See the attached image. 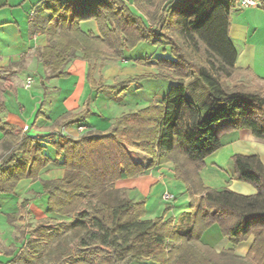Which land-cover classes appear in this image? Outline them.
Masks as SVG:
<instances>
[{"label": "trees", "instance_id": "1", "mask_svg": "<svg viewBox=\"0 0 264 264\" xmlns=\"http://www.w3.org/2000/svg\"><path fill=\"white\" fill-rule=\"evenodd\" d=\"M165 1L133 0L137 14L124 0H41L51 32L48 44L37 54L50 69L48 77L66 76V64L79 51L85 59H117L138 42L152 41L169 46L173 57L156 58L152 65L159 73L103 84L91 78L96 67H90L92 86L121 92L145 78L175 83L147 106L116 117L107 133L36 138L0 121L4 151L0 193H11L21 179L38 178L51 161L43 138L51 139L56 155L62 156L63 175L42 180V192L47 195L48 213L73 219L62 221L54 229L58 233L51 232L44 219L28 230L20 228L21 234L28 235L26 244L37 257L35 264H59L69 256L67 244L56 236H61L62 228L76 241L77 250L100 252L99 264H264V163L260 156H231L233 178L252 185L256 190L252 195L226 187L208 188L199 175L204 159L222 146V135L247 129L264 140V79L256 77L250 84L239 79L249 70L236 67L237 51L229 39L234 0H170L160 8ZM258 1L264 11V0ZM142 17L149 22L152 18L154 24L146 25ZM84 21H93L97 33L82 30ZM137 62L146 64V59ZM191 76L207 88L209 99L200 105L185 95L183 81ZM87 113L86 105L78 112L64 113L55 124L77 123ZM138 153L148 157V162ZM166 163L172 164L190 200V224L183 230L172 219L144 218L145 200L134 201L114 188L123 176H139ZM213 224L231 243L252 237L246 254L239 255L232 248L218 251L203 243L204 231ZM41 244L44 251L38 249Z\"/></svg>", "mask_w": 264, "mask_h": 264}, {"label": "crops", "instance_id": "2", "mask_svg": "<svg viewBox=\"0 0 264 264\" xmlns=\"http://www.w3.org/2000/svg\"><path fill=\"white\" fill-rule=\"evenodd\" d=\"M41 5V0H0V68L4 69L0 71V103L4 106V110L0 112L1 122L11 125L15 132L36 138L48 134L54 139L61 135L76 138L86 132L107 133L116 117L144 107L141 106L139 94L130 91L137 85L142 87L139 82L131 84L133 87L130 85L125 91L110 93L108 92L110 90L92 86L88 77L90 67H96L91 78L96 83L103 84H111L127 77L157 73L156 69L144 71V66L133 62L134 57H126L125 54L117 59H85L79 51L77 56L66 64V76L48 77L50 69L42 65L37 54L38 50L48 44V34L51 32L46 24L48 14L42 10ZM235 7H240L237 2L233 9ZM131 9L139 14L135 6ZM233 9L229 15L228 34L237 51L235 65L249 70L244 76L249 78L250 83L257 81L256 77L261 81L264 79V61H256L255 55L257 46L264 44V11L260 4L235 13ZM146 25L151 26L147 19ZM80 27L84 31L97 33L93 21L81 22ZM137 65L139 67L135 68ZM131 68L133 72L129 71ZM28 79L30 84L26 86ZM239 79L244 81L242 78ZM159 98L160 96L156 99ZM86 105L88 113L81 121L63 126L55 124L64 113L78 112ZM80 125L84 127L82 131L78 129ZM233 133L235 135L229 138V144L243 145L244 138L255 140L247 129ZM227 135L229 134L226 133L222 137ZM2 137L0 131V158L4 152L1 146ZM43 144L44 151L51 161L40 171L38 178L21 179L11 193H0V264H35L37 257L26 248L28 235L20 234V228L29 229L26 226L29 218L31 225L32 223L36 225L40 220L54 216L46 211L47 195L42 192L41 181L61 177L64 166L62 156L56 155L51 146V139L43 138ZM51 148L53 151L49 153ZM233 154L235 153L231 155ZM257 154L264 163V152ZM215 159L216 157L211 163H215ZM175 178L172 164L166 163L149 168L139 176H123L114 182V188L134 201L140 198L130 197L131 192L136 189L146 192L147 213L149 195L154 193L158 185L161 186V193L169 191V183ZM238 182L235 183V187L230 186L234 192L243 195H252L256 192L250 184L240 180ZM187 199L188 195L184 190V202ZM25 200L23 211L25 213H22L20 210ZM9 213H14L15 216L8 217ZM150 218V215H146V219ZM189 224L185 223L182 227L186 229Z\"/></svg>", "mask_w": 264, "mask_h": 264}, {"label": "rangeland", "instance_id": "3", "mask_svg": "<svg viewBox=\"0 0 264 264\" xmlns=\"http://www.w3.org/2000/svg\"><path fill=\"white\" fill-rule=\"evenodd\" d=\"M125 1L127 2L130 8L134 6L131 4L133 3V0L132 2L127 1V0ZM169 1L170 0H166L165 3L160 6V8L161 7L163 8V6ZM156 3L159 4L158 1H156ZM251 7H254V6H251ZM246 8L235 7L233 9V12L235 13L237 11H245ZM142 18L146 22V18L145 17H142ZM150 20H151L150 24L151 25L154 24L153 19L151 18ZM94 25H95L94 29L97 30L95 23ZM124 54L126 57H134L135 59H133V62L137 64H140L137 62V59L139 58L146 59V64L145 63L141 64V66H144L143 70L146 71L149 69L151 70L156 69L157 73H159V70L154 65H152V63L154 64V62L156 61V58L173 59L170 53L169 46H167L164 43L162 44L153 43L152 41H140L133 48L127 49L124 52ZM255 58H256V61H259V62L264 61V44L257 46ZM138 67H139L138 65L135 66V68H138ZM129 71L133 72V69L131 68L129 69ZM122 77L123 76L121 75V78ZM240 78L244 79L246 83H250L249 78L245 77L244 74L240 75ZM139 83L142 84V87L134 88V89L132 88L130 91H132L131 93L139 94V99L142 101L141 106H145V105L147 106L150 102L155 101L156 98H158L159 96L160 97L163 96L167 92L169 87L175 83V81H171L170 79H165V78H145L141 80ZM183 84L185 86L186 97L193 98V100L199 105L208 101L209 97H208L207 88L197 76H191L188 79H185L183 81ZM108 92L115 93V91H108ZM232 133L231 134L228 133L229 135L221 138L222 146L217 151H215V154H212L211 156L209 155L208 157L204 159V166L199 170L200 178L202 179L204 185L208 188L221 189V188L226 187V188L231 189L230 186L235 187V183H237L238 180L233 178V176L231 175V172H232V161H231L232 155L231 154L232 153H240V154L260 153L261 154L262 152H264V142H263L264 140L258 139L254 136H251V137H253V139L255 140H247L245 138L242 139L243 145L229 144L228 143L229 138L232 135H235L234 133L233 134ZM51 151H53V148L49 150V153ZM138 155L142 159V161L146 163V156L141 153H138ZM214 157H216L215 159L216 161L215 163H211ZM224 166H225V169H223ZM229 170H230V173H229ZM233 180H236L237 182H233ZM169 186H170L169 192H171L175 198L170 201L162 199L161 194L163 192L161 193V186L158 185L155 188L154 193L149 195L148 202H147L148 203L147 213H146V192L136 189L130 193V197L140 198V199L145 200L144 218H146V215L147 216L150 215L151 216L150 219L156 218V217H163L164 219H172L173 223L176 224L179 229L183 230L184 227L182 226H184L185 223L189 224V221H190V217L188 214L190 210V200H189V197L187 200H185V202L183 200V193H184V190L186 192V188H185V185H183V182L181 180L175 178L169 183ZM96 194H97V191H94L93 195H96ZM173 205L174 207H172ZM72 219L73 217L61 218V217L48 216L44 218V221L47 227H50L52 229L51 232L58 233V232H55L54 229H57V227L60 225V223H62V221L65 223H69L70 221H72ZM30 221H31L30 218L27 219L26 226L28 228L32 227V225L34 224L32 223L31 225ZM58 235L59 234L56 235L57 238L61 237V239L65 241V243L67 244L69 248L68 249L69 256L65 257L64 260L61 261L59 264H99L98 259L101 256L100 252L96 250H88V251L77 250L75 248L76 241L73 240L70 237L71 235L69 234V232L64 231L63 228L60 230L61 236H58ZM201 241L203 243H206L212 246L218 251L222 250L223 248L224 249L232 248L238 254H241V253L246 254V252L248 251L251 245L252 237H249L248 239L238 244H234V243H231L229 240H227V238H225L220 233V230L217 224H213V225H210L204 231L201 237ZM42 245L43 244H41V246L38 247L40 251L45 250V247ZM28 247L29 245L27 244L26 248ZM133 264H146V262H143V263L136 262Z\"/></svg>", "mask_w": 264, "mask_h": 264}, {"label": "built area", "instance_id": "4", "mask_svg": "<svg viewBox=\"0 0 264 264\" xmlns=\"http://www.w3.org/2000/svg\"><path fill=\"white\" fill-rule=\"evenodd\" d=\"M234 1L237 2L238 5L240 7H243V8L259 5V1L258 0H234ZM29 84H30V79L27 80L26 86H28ZM78 129L80 131H82L84 129V127L80 125L78 127ZM162 199L170 201V200L174 199V195L171 192H169L168 190H165L162 193Z\"/></svg>", "mask_w": 264, "mask_h": 264}]
</instances>
